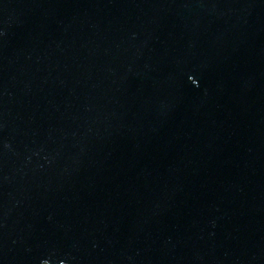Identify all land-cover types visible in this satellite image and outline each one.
Wrapping results in <instances>:
<instances>
[{"label":"water","instance_id":"1","mask_svg":"<svg viewBox=\"0 0 264 264\" xmlns=\"http://www.w3.org/2000/svg\"><path fill=\"white\" fill-rule=\"evenodd\" d=\"M0 264H264V0H0Z\"/></svg>","mask_w":264,"mask_h":264}]
</instances>
